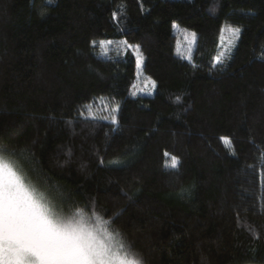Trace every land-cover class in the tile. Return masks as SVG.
I'll return each instance as SVG.
<instances>
[{
  "label": "trees",
  "instance_id": "obj_1",
  "mask_svg": "<svg viewBox=\"0 0 264 264\" xmlns=\"http://www.w3.org/2000/svg\"><path fill=\"white\" fill-rule=\"evenodd\" d=\"M0 155L142 264H264V0H0Z\"/></svg>",
  "mask_w": 264,
  "mask_h": 264
},
{
  "label": "snow or ice",
  "instance_id": "obj_2",
  "mask_svg": "<svg viewBox=\"0 0 264 264\" xmlns=\"http://www.w3.org/2000/svg\"><path fill=\"white\" fill-rule=\"evenodd\" d=\"M113 19H116V13H113ZM172 27L177 28L178 25L173 23ZM229 32L231 38L228 43L234 44L240 38L241 29L230 27ZM188 35L190 52L197 41V34L191 32ZM92 43L94 45L95 41ZM111 43V40L100 41L105 55L108 52L105 44ZM120 45L131 49L139 72L144 63L140 46L126 40ZM219 64H222L220 57H214L213 67ZM148 84L151 88L147 87ZM154 88L156 81L148 77L139 91L151 95ZM136 94L132 93L133 96ZM101 103L105 104L104 110L108 112L102 119L109 120L110 117L113 125L118 124L120 105L108 107L104 101ZM86 108L89 116L96 119L92 116V104ZM80 114L83 116L84 113ZM227 139L221 137V140ZM178 163L173 156L171 168H177ZM92 219L82 208L71 214H67L63 205L57 208L43 193L26 183L24 176L0 155V264H142L141 260L129 258L125 245L115 241L107 230L93 227Z\"/></svg>",
  "mask_w": 264,
  "mask_h": 264
},
{
  "label": "rangeland",
  "instance_id": "obj_3",
  "mask_svg": "<svg viewBox=\"0 0 264 264\" xmlns=\"http://www.w3.org/2000/svg\"><path fill=\"white\" fill-rule=\"evenodd\" d=\"M174 31H177L178 28H173ZM189 38L190 36L188 34H180L179 36V39H178V44H177V48H176V53L185 58V59H188L187 57H190V54H191V51L189 52ZM231 38V33L229 32V28H226L222 31L221 33V41H220V45H219V53H218V57H222L223 54L227 51V46L229 45L228 41L229 39ZM224 42V43H222ZM235 42V41H234ZM194 45L191 46V50L193 48ZM134 58H135V55H134ZM189 60V59H188ZM135 70H136V82H135V85H134V88L132 89L131 91V94L133 92H136L137 94L135 96L132 95V97H136V96H139V95H142V96H151L153 95L154 91H155V88L152 89L151 91V95H148L146 93H141L139 91V88L141 87H144L145 86V82H146V79L143 75H142V70H140L138 72V70L136 69V58H135ZM148 88H151V85L148 84L147 85ZM107 106L109 107V104H107ZM111 107V106H110ZM105 108V104H101L100 107H98V109H96L95 111L96 112H99V115H102L105 116V115H108V112L104 110ZM104 120V119H103ZM105 121H110V117H109V120H105ZM27 183V182H26Z\"/></svg>",
  "mask_w": 264,
  "mask_h": 264
}]
</instances>
